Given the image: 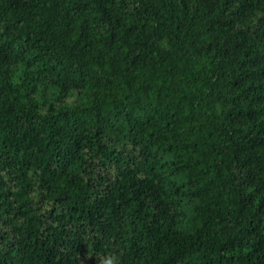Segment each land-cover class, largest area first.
Returning <instances> with one entry per match:
<instances>
[{
  "label": "trees",
  "instance_id": "trees-1",
  "mask_svg": "<svg viewBox=\"0 0 264 264\" xmlns=\"http://www.w3.org/2000/svg\"><path fill=\"white\" fill-rule=\"evenodd\" d=\"M0 264H264V0H0Z\"/></svg>",
  "mask_w": 264,
  "mask_h": 264
}]
</instances>
